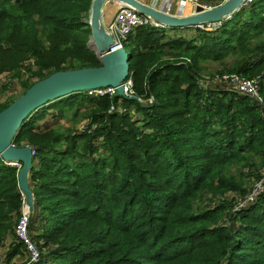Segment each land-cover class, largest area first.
Wrapping results in <instances>:
<instances>
[{"label": "trees", "instance_id": "16d2710c", "mask_svg": "<svg viewBox=\"0 0 264 264\" xmlns=\"http://www.w3.org/2000/svg\"><path fill=\"white\" fill-rule=\"evenodd\" d=\"M90 4L0 0V75L29 73L23 93L54 71L100 66ZM124 48L137 99L72 92L33 111L13 139L34 151L35 264H264V175L252 171L264 167V0L214 29L140 25ZM208 61L257 77L263 103L222 83L200 86ZM85 109L77 125L48 123L50 110L71 119ZM245 168L262 188L237 207L253 188L241 185ZM17 170L0 157V244L12 238L4 264L25 257L14 234L24 204ZM207 194L218 203L196 205Z\"/></svg>", "mask_w": 264, "mask_h": 264}, {"label": "water", "instance_id": "95a60500", "mask_svg": "<svg viewBox=\"0 0 264 264\" xmlns=\"http://www.w3.org/2000/svg\"><path fill=\"white\" fill-rule=\"evenodd\" d=\"M118 1L167 27H187L220 23L237 12L248 0H223L217 5H197L192 12L169 14L141 0H91L88 24L100 60V66L57 70L33 82L22 94L0 110V157L8 164H19L18 189L28 213L33 211V193L28 183L32 166V149L16 146L13 139L23 121L37 108L49 101L77 91L112 87L116 96H125L124 82L128 75V52L124 47L110 51L112 36L105 29L102 12L107 2ZM137 99L136 96H128Z\"/></svg>", "mask_w": 264, "mask_h": 264}, {"label": "built area", "instance_id": "2783aa9c", "mask_svg": "<svg viewBox=\"0 0 264 264\" xmlns=\"http://www.w3.org/2000/svg\"><path fill=\"white\" fill-rule=\"evenodd\" d=\"M248 0L247 2H250ZM146 3V2H145ZM152 7L162 10L169 14L181 15L186 12H192L197 5H202L207 8L210 7L206 4L201 3L199 0H149L147 2ZM221 23V22H220ZM220 23H207L199 24L195 27L214 29ZM152 25V26H163L160 23L154 21L149 16L139 13L133 8L119 4L111 18V20L105 24V29L112 36L114 45L110 48V51H114L121 47H124V43L127 37L134 32V30L140 25ZM198 83L203 88L208 87L211 84L222 83L225 84L229 89L248 96L251 100L257 103H263V96L260 92L258 78L247 77L241 73L237 72H222L215 73L204 78H199ZM131 79L128 78L124 82V92L125 96L131 95ZM88 95L104 94L108 93L110 95L115 94V89L112 87L97 88L84 91ZM149 103L152 102V98H149ZM264 116V111L262 113ZM34 151L32 150V154ZM19 167V164H11ZM262 181L254 184L253 188L249 193H247L242 199H239L237 207L245 205V203L252 201L255 195L262 188ZM30 215L28 213L25 201L22 206L21 215L19 216L17 223L14 228V234L17 241H20L23 245L25 258L23 260L24 264H35L40 258V251L32 240L28 232Z\"/></svg>", "mask_w": 264, "mask_h": 264}, {"label": "rangeland", "instance_id": "374dc122", "mask_svg": "<svg viewBox=\"0 0 264 264\" xmlns=\"http://www.w3.org/2000/svg\"><path fill=\"white\" fill-rule=\"evenodd\" d=\"M107 8H109L110 11H114V9H116V7L112 6V4L110 2H107L104 5V8H103L104 11L102 13H105ZM174 33L175 32H171V34H174ZM186 34L187 35H192L193 31H189ZM89 46L97 53V56H98V52L96 50V47H95L94 42H93L92 39L89 40ZM230 60H231L230 58H226L227 63L230 62ZM223 66L224 65L222 63L214 62V61H208V62L205 63V68H203L200 71L199 77L200 78H204L206 76H210V75H213L215 73H222L220 71L223 70L222 69ZM223 72H229V71H223ZM28 74L29 73L24 72L22 75H20L21 77H18V78L15 75H13V73L5 72V73H2L0 75V104H3L5 102H7L9 99H11L12 97H15V96L19 95L20 93H22L24 88H23V86L21 84V80H23V79H33L31 76H28ZM254 78H257V77H254ZM145 103H147V102H145ZM86 107H88V106L86 105ZM50 111H52V112H50ZM50 111L48 112V115L51 114L53 116L48 117V115H47L45 117V119L48 117V123H50V124H58V123H62L63 124L65 122H69V123L71 122L72 125H77L78 123H81L83 120H85L87 114L89 113L88 109L81 110L76 115V117L75 118H71V119H73V120H71L70 117H69L70 113H67V117L66 116L62 117V116H59L56 113V110H50ZM55 116H57V118H55ZM60 117H62V118H60ZM45 119L41 120L40 123H42L43 121H47ZM231 170H232V172L237 173V166L232 167ZM249 171L250 170H247V168L244 169V172L246 174L241 178L242 183L240 182L241 185L246 189V191H249L253 187V185L258 181L257 178L253 176V174H249ZM252 171H253V173H259V174H263L264 175V167L263 168L255 167V168H253ZM225 195H226V197L228 199L229 198L230 199L231 198L235 199L236 197L239 198V194L237 192L230 191V192L225 193ZM218 197H219V195L214 197L211 194H207V195L203 196L196 203V205H201L202 206L203 204H206V205L216 204V203H218L217 201H219V200H217ZM209 199L211 201H209ZM223 219H225V217H223ZM40 222L41 221H37L35 223V225L38 226L40 224ZM10 240H12L11 237H9L7 239H4L1 242V244H0V264H4V262H5V254H6V251H7L8 247H9V245H10L9 244ZM24 258L21 261H23ZM15 259H17V257L14 258L13 260H15Z\"/></svg>", "mask_w": 264, "mask_h": 264}, {"label": "crops", "instance_id": "0c3cea01", "mask_svg": "<svg viewBox=\"0 0 264 264\" xmlns=\"http://www.w3.org/2000/svg\"><path fill=\"white\" fill-rule=\"evenodd\" d=\"M141 1L148 2V0H141ZM112 2H110L112 4V6H115L117 8V3L115 1H112ZM115 10L116 9H114V11H110L109 8H107V10L105 11V13H102V17H103L104 24L108 23L111 20L113 14L115 12ZM103 11H104V9H103Z\"/></svg>", "mask_w": 264, "mask_h": 264}, {"label": "bare ground", "instance_id": "6f19581e", "mask_svg": "<svg viewBox=\"0 0 264 264\" xmlns=\"http://www.w3.org/2000/svg\"><path fill=\"white\" fill-rule=\"evenodd\" d=\"M116 3H117V6L119 5V4H122L121 2H118V1H115ZM105 25V24H104Z\"/></svg>", "mask_w": 264, "mask_h": 264}]
</instances>
